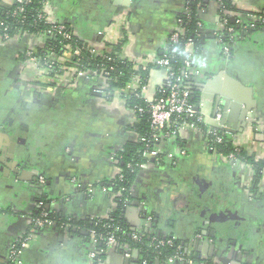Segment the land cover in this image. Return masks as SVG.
I'll use <instances>...</instances> for the list:
<instances>
[{"label":"crops","instance_id":"1","mask_svg":"<svg viewBox=\"0 0 264 264\" xmlns=\"http://www.w3.org/2000/svg\"><path fill=\"white\" fill-rule=\"evenodd\" d=\"M15 1L0 0V5L11 6ZM187 1L51 0L49 13L58 22L72 24L77 38L86 45L108 51L109 46L125 39V58L135 63H151L178 31L179 17ZM233 1L242 21H250L249 15H264V0ZM219 7L217 1H211L201 13L205 37L193 47L192 62L199 73L194 82L197 85L224 72L236 79L245 88L243 91L253 89L252 97L243 93V100L253 111L246 131L228 135L235 147L257 161H264V149L259 148L257 141L264 137V32L243 38L230 56H224L214 38L222 27ZM128 18L133 23L131 29L122 24ZM43 44L44 39L35 36L9 42L0 38V264L7 263L11 245L29 234L33 240L23 254V264H86L95 248L79 227L71 224L63 230L55 227L34 233L32 224L34 215L39 214L35 203L39 191L31 186L37 174H41L50 194L45 202L69 222L107 220L116 205L113 195L102 185L119 175L116 155L126 144L138 139L130 131L136 119L126 101L119 96L111 100L97 96L102 83L94 78L75 85L62 83L63 88L57 91L46 89L38 81L40 77L47 79L44 72L23 60L27 50ZM163 82L161 69H153L149 98ZM200 113L207 126H218L210 102L202 105ZM179 137L186 143V156L180 155L175 140L168 142L164 152L171 154L173 161L150 164L137 176L132 195L141 206L127 215L129 225L139 232L147 231L150 236L159 233L172 236L189 245L191 258L208 260L212 258L210 246L219 241L211 233L207 241L203 236L197 239L206 223L198 221V215L226 220L243 217L252 224L247 260L251 264H264V178L259 196L255 197L251 195L250 166L216 158L198 131L184 130ZM89 187L95 193L89 194ZM178 198H188L187 203L174 205ZM193 198L206 199L207 204L188 209L187 204ZM148 218L158 221L157 228L147 227ZM195 241L199 242L197 248ZM124 255L109 251L101 264H125Z\"/></svg>","mask_w":264,"mask_h":264},{"label":"trees","instance_id":"2","mask_svg":"<svg viewBox=\"0 0 264 264\" xmlns=\"http://www.w3.org/2000/svg\"><path fill=\"white\" fill-rule=\"evenodd\" d=\"M50 1L51 0H33L31 4L24 7L26 13H18L16 15H14L18 8L16 3L11 6L0 5V24H4V26H0V37L4 33L9 34L11 37H14L18 33H28L32 36L43 38V47L32 49L36 57L43 59V65L46 63L45 58L48 55H55L57 57L61 56L62 52L65 50L64 45L70 43L73 47L82 48L85 46V44L78 38L71 41H64L59 35L54 38H50L46 35L48 31L55 29V26H52L45 20H39L38 15L42 10L43 4ZM212 1L220 2L219 15L221 18L226 17L228 25L233 27L236 31L243 33L244 36H249L255 32H263L264 29L260 26L254 31L243 32V25L236 24V20L235 22L232 21L233 17L228 16V14L233 13L238 15L240 12L234 6L233 0ZM210 2L211 0L187 1L186 8L190 9L191 19L188 20L183 14L179 17V20H182L184 23L180 27L182 33L181 40L176 44L171 43L168 40L166 49L158 56L159 59L168 57L175 72L185 69L186 56L184 51L186 43L192 41L197 46L201 40L202 33L198 28V23H200L201 20L197 16V9L200 4L208 5ZM229 37L225 33L222 35L223 45H229L233 50L237 44L235 45L234 43H231ZM125 45L126 40L123 39L117 45L109 46V50L105 51V56L103 57L91 55L87 50L83 49V57L78 66H75L78 70L85 73H95V76L91 78H94L97 81L100 80L102 71L106 70L108 75L106 77L102 76L106 78L107 83V88L104 90L106 94L105 97L107 100H111L114 97V94L117 92L120 93L121 98L126 101L128 108L133 111L136 116V120L132 123L130 131L136 134L138 139L135 142H129L126 144L122 151L116 155L119 175L114 180L103 183L104 188H106L112 195L122 191V194L115 198L116 209L111 213L107 220L86 219L78 223L69 222L52 210H50V216L55 221L56 228L60 230H63L66 225L72 224L88 233V236L90 231H95L100 237H106L110 233L115 232L118 241V247L116 248L117 251L119 253H125V249H128L129 253L135 257L132 259L134 264H143V262L156 264L157 261L161 264H165L170 258L174 257L177 248L180 246L184 248L183 245L176 240L174 241L175 244L173 248H161L158 246L160 241L171 240L173 237L163 236L161 239L154 241L149 233L134 230L129 225L127 219L129 208L133 206L134 198L132 196V187L140 173L139 166L148 162L143 158V153L148 149L153 150L159 143L155 142L152 138V130L150 127V103L145 99L137 97L136 94L132 93V90L128 89V86L134 82L138 83L139 88L148 85L150 73L157 67L151 64L147 71H143L141 67H136L135 63L123 60L122 54ZM23 60H26V52L23 55ZM70 67L72 66L70 65ZM55 73L51 76L55 77ZM194 81V78H192L190 82L186 81L187 84L185 85L191 92L190 104L195 109H198L200 106V95L195 89L196 85ZM140 109L143 110L142 113L139 112ZM182 122L196 126L202 137L206 138L208 141V147L213 149V152L219 157L228 158L233 155L239 164L250 166L253 171L251 193L255 196L259 195V185L264 178V161H257L254 157H250L247 153L235 147L233 140L229 135L218 132L223 138V143L217 144L214 139L215 134L213 133L212 128L206 126L204 123L198 122L196 119L190 120L187 117H180L176 120L177 124ZM175 142L179 149H186L185 141H182L179 136ZM168 154L169 153L163 152L159 156V161H155L154 163H152V161L149 162L150 164H163L165 163ZM45 200H41V203L48 207L49 202H45ZM38 215L39 214H35L34 216L37 217ZM152 229L153 228L151 227V230ZM33 231L35 233L37 230L33 229ZM135 235L138 236V239H134ZM87 240H90L89 237H87ZM96 250L99 253L105 250L104 244L98 242ZM135 252L137 253L136 256ZM105 258L106 254L98 257L101 262H103ZM192 260L195 261L194 258H192Z\"/></svg>","mask_w":264,"mask_h":264},{"label":"built area","instance_id":"3","mask_svg":"<svg viewBox=\"0 0 264 264\" xmlns=\"http://www.w3.org/2000/svg\"><path fill=\"white\" fill-rule=\"evenodd\" d=\"M33 0H16L15 3L18 5L17 11L14 13V15L18 13H26L25 12V6L32 3ZM219 6H220V2ZM234 4V1H233ZM50 2H45L43 4L42 10L40 11V14L38 15L39 20H45L47 23L51 24L52 26H55V29L50 30L47 32V36L50 38H54L57 35L61 36L64 41H71L77 38L76 33L74 32L72 24L69 22H58L50 15L49 10ZM206 5V4H205ZM205 5L200 4L197 9V16L199 18V14L202 13L203 9L205 8ZM235 6V4H234ZM227 14V13H226ZM183 15L187 17L188 20L191 19V12L190 9L185 8ZM228 16L233 17L236 20V24H242L243 25V32L246 31H254L258 28V26L263 27L264 29V15H249L250 21H242L241 16L238 14L230 13ZM221 18V17H220ZM179 23V30L175 33H173L170 38L169 42L171 43H178L181 40V30L180 27L184 24L182 20L178 21ZM221 24L222 27L218 34H215L216 42L221 46L222 52L224 56H230L232 48L229 45H223L222 35L225 33L229 38L230 42L234 43L235 45L243 38H246V36L243 35V33L236 31L233 27H230L228 25L227 18H221ZM70 25V26H69ZM0 26H4V24H0ZM198 28L200 32L202 33L203 30V24L202 22L198 23ZM23 36H32L28 33H18L14 37H11L9 34L4 33L1 36L2 41L9 42L14 39H20ZM244 36V37H243ZM193 47L194 43L192 41H189L186 43L184 54L186 56L185 61V69L180 70L178 72H175L172 67V63L168 57H164L162 59H155L154 62H144V63H135L136 67H141L143 71H147L149 69V66L152 64L156 66L157 68L161 69V71L164 74V82L161 86V89L157 90L156 93L149 98V87L148 85L143 86L142 88H139L138 83L134 82L128 86L129 90H132L133 94H136L137 97L145 99L147 102L150 103V127L152 130V138L155 142H158V146L155 147L153 150H146L143 153V158L147 160L148 162L145 164H142L139 166V171H145L149 168L150 162L149 161H159L160 155L165 151V146L168 142L176 141L178 139V136L180 132L184 130H192V131H198L199 129L194 126L193 124H187L185 122H182L180 124L176 123V120L180 117H187L190 120H197L200 123H204L203 116L199 115L198 111L190 104V96L191 92L189 91V88L185 85L187 82H189L192 78L196 79L199 76V73L194 69V65L192 62V55H193ZM65 50L62 52L61 56L57 57L55 55H48L45 58L46 63L43 65V59L36 57L35 53L32 50H27L26 52V61L33 63V65L37 69H41V71L44 72V76L47 77V79L39 78L43 82V84L46 85V89H51L53 91H57L59 87H62L63 84H69L75 85L79 83L81 80L88 79L95 76V73L89 72L85 73L83 71H80L77 69L80 60L83 57V49L87 50L89 54L94 56H105V51H101L98 48H95L93 46L86 45L82 48L79 47H73L70 43L67 45H64ZM123 60H128L125 58V56L122 54ZM130 61V60H128ZM131 62V61H130ZM28 66L27 64H25ZM70 65L72 67H70ZM25 71H27L26 68H24ZM56 72V73H55ZM56 74L55 77H52L51 75ZM108 73H106V70L102 71V74L100 76L99 82L102 83L100 92L102 93L103 97L107 99L105 96L104 90L107 88L106 78L102 76H107ZM66 80H69L68 83ZM187 81V82H186ZM52 84V85H49ZM42 88V87H41ZM45 88V87H44ZM58 88V89H57ZM114 96H119L121 98L120 93L114 94ZM140 113L143 112L142 109L139 110ZM134 113V112H133ZM134 117L136 119L135 113ZM218 118H220V115H218ZM218 121V120H217ZM205 124V123H204ZM206 125V124H205ZM207 126V125H206ZM209 127V126H208ZM213 130V133L215 134V142L217 144L223 143V138L219 135L218 132L223 133V131H220L217 129V127H210ZM205 143L208 144V141L206 138H204ZM260 146V145H259ZM211 151H214L213 149H210ZM180 155L186 156V149H180ZM173 161L174 157L171 154H168L167 158L165 160ZM227 161H230L234 164H239L236 158L231 155L228 158H224ZM40 182L42 184H45L44 178H40ZM74 184L76 185V180H73ZM247 190L249 186H246ZM79 189V185L77 186ZM106 189V188H105ZM89 194L94 193V188L89 187L87 190ZM107 191V189H106ZM122 194V191H120L117 194H113V197L116 198L117 196H120ZM133 196V195H132ZM38 210L39 215L33 219L32 228L36 230H45V229H53L56 227L55 221L51 218V211L49 208L43 204L38 203ZM152 218H148V222H152ZM69 227V226H68ZM89 238L91 244L94 246V251L91 252L88 256V262L86 264H101L102 262L99 261L98 257L100 255L106 254L112 249H116L118 247V241L116 238L115 232L110 233L106 237H100L97 235L95 231H90ZM134 239H138V236L135 235ZM33 240V235L30 234L25 238L20 239L19 241H16L13 243L9 249L8 253V259L6 264H23V254L24 252L29 248L30 243ZM156 239H154L155 241ZM157 241V240H156ZM174 241L175 238H172L171 240H162L158 243V246L161 248H173L174 247ZM98 242H101L105 246V250L101 251L100 253L96 250V245ZM117 250V249H116ZM183 248L180 246L177 248V252L175 253L174 257L170 258L168 260V263L171 264L175 261L179 262H185L186 259L183 253ZM125 258L132 260L134 259V255L132 256L131 253H129L128 249H125ZM143 264H148L147 262H143ZM193 264V263H189Z\"/></svg>","mask_w":264,"mask_h":264},{"label":"water","instance_id":"4","mask_svg":"<svg viewBox=\"0 0 264 264\" xmlns=\"http://www.w3.org/2000/svg\"><path fill=\"white\" fill-rule=\"evenodd\" d=\"M201 17H202V15L199 14V19L202 22ZM232 21L235 22V19L233 18ZM62 22H64V21H62ZM124 23H125V26L127 24V27L130 29L133 27V23L129 18L126 20L124 19L122 24H124ZM125 26L123 28L124 29L123 31H124V33L127 34ZM202 34H203V31H202ZM100 35L103 36L102 33H100ZM204 37L205 36L202 35L201 39L203 40ZM228 60H231V58H228ZM195 89L197 90V92L200 95V106L196 110L198 112H200L202 105L205 102H210L213 106L212 117H213L214 121L217 122V125H218L217 129H219L220 131H223V133L225 135H228V134L236 135L237 133H244L246 131V126L248 125L247 120H248L249 114L252 113L253 111H252L251 107L247 104V102H245L243 100V98H244L243 93H246L249 95V97H252L253 89H250V88L246 89L248 92L243 91V89L245 90V88L242 85H240L239 82L236 81V79L230 77L229 75H227L224 72L219 73L217 76H215L212 79L202 81L201 83L196 85ZM97 96H103V95L101 92H99V94H97ZM252 101H253V99L251 100V102ZM243 106H245L246 108L244 109ZM218 115H220V118H218ZM259 133H261V132H259V130H258V134ZM257 141H258V144L260 145L259 148H261L263 150L264 149V137L261 140H257ZM212 153H214V152L212 151ZM214 156L217 158L218 155L216 153H214ZM154 162L155 161L152 160V163H154ZM15 166L17 167V165H15ZM40 178H44V177L41 176V174H37L35 184L33 186H31L32 189L36 188V190L39 191L38 198L35 201L36 204L41 203V200H45V199L47 200V196L48 197L50 196L49 192L47 191V188H48L47 185L48 184L46 183V181H45V184H42L40 182ZM20 180H21V178L19 179V181ZM94 193H95V190H94ZM186 199H188V198H186ZM140 206H141V202L137 198V200L133 204V207L138 208ZM48 208H49V210H51L49 205H48ZM214 219H215V217H213V219H210L209 222L207 223L208 228H210V225L212 224V226L215 229V230H211V231L209 230L211 233V237L216 239L217 236L221 235V238L223 240L224 239L227 240V242H228V246L226 248L227 251L230 250L232 253H235L236 248L239 245L238 233H236V232L233 233L234 239L232 241H230L231 235L227 234V232H225L224 234L223 233L220 234V232L218 230H216L217 228H215V226H214ZM144 220H146L145 217H144ZM157 225H158V221H155L153 223V227L157 228ZM150 227H152V226H150ZM206 231H208V229H206ZM83 234L88 235V233H85V232ZM207 235H208L207 233L204 234L205 237H207ZM210 247H211V252H212L211 257H215V258L219 257L217 250H216V248H218V247L216 245H213ZM186 248H187V250H189V246H186ZM111 252H117L118 253V251L116 249H112L110 251V253ZM120 254L123 255L122 252H120ZM136 254L137 253L135 252V256H136ZM239 257L241 258L242 256L240 255ZM124 258H125V256H124ZM125 259H126L125 264H133L132 260H129L127 258H125ZM202 260H207V259L204 258ZM224 261L226 262L228 260L224 259ZM156 264H160V262L157 261Z\"/></svg>","mask_w":264,"mask_h":264},{"label":"flooded vegetation","instance_id":"5","mask_svg":"<svg viewBox=\"0 0 264 264\" xmlns=\"http://www.w3.org/2000/svg\"><path fill=\"white\" fill-rule=\"evenodd\" d=\"M263 32H264V30H263ZM197 186H199V185H197ZM251 195H253V194L251 193ZM253 196H255V195H253ZM257 196H259V195H257ZM257 196H255V197H257ZM180 197H182V196H180ZM183 201L185 203H187L186 200H181V198L180 199L178 198V201L174 200V202H175L174 205L178 202H183ZM134 202H135V199L133 200V204H134ZM205 202H206V199L193 198L192 202L187 204V208L193 209V208L197 207L198 204L203 205ZM206 204H207V202H206ZM133 208H134L133 206H131L129 208L128 214H129V212H131V210H133ZM199 215H198V221L204 220L206 223H203L204 224V230L200 231V233L198 234L199 236H197V239H200L203 237L206 239L204 234L207 233L209 235L210 231L215 230V229L212 226V224L210 225V228H208L207 223L210 220L209 217L205 216L202 213H200ZM214 217H215L214 226H215V228H217L216 230H218L220 232V234H222V233L224 234L225 232H227V234L231 235L230 241H232L234 239L233 233H235V232L238 233L239 245L237 244L238 246L236 248V252L232 253L230 250L227 251L226 248L228 246V242L225 239L223 240L221 238V235H219L215 239L216 242L219 241L216 244V246L218 247V248H216V250H217L219 257H217V258L212 257V258H209L208 260H202L200 258L199 259L194 258L195 259V261H194L190 257L191 253H189V250H187V248H186V246H189V245L182 243V245L184 247L183 253H184V256L186 259V263L189 264L191 262L193 264H251L249 262V260H247L249 257L248 254H249L251 244H252V239H251L252 235H251V230H250V229H252V224L249 222L251 220H248V219L243 218V217H234L233 219H230V220H226V219L219 217V216L218 217L214 216ZM146 218H147V216H145V219ZM127 219H129L128 216H127ZM154 222H155V220H153L152 222H149L147 227H150L151 225L153 226L152 223H154ZM221 224H222V227H220ZM206 229H208V231H206ZM141 232H147V231H141ZM159 234H157L156 236H151V238L155 237V238H153V240L154 239H156V240L161 239V237H163V236L161 234L160 235ZM164 237H166V236H164ZM151 238H149V239H151ZM206 241H207V239H206ZM195 244H196L195 247L197 248V245L199 244V242L195 241ZM240 255L242 256L241 258L239 257ZM224 259L228 260V261L225 262ZM165 264H167V263H165Z\"/></svg>","mask_w":264,"mask_h":264},{"label":"clouds","instance_id":"6","mask_svg":"<svg viewBox=\"0 0 264 264\" xmlns=\"http://www.w3.org/2000/svg\"><path fill=\"white\" fill-rule=\"evenodd\" d=\"M201 66H202V67L204 66L203 63L201 64Z\"/></svg>","mask_w":264,"mask_h":264},{"label":"rangeland","instance_id":"7","mask_svg":"<svg viewBox=\"0 0 264 264\" xmlns=\"http://www.w3.org/2000/svg\"><path fill=\"white\" fill-rule=\"evenodd\" d=\"M1 38V37H0ZM114 98H115V96H114Z\"/></svg>","mask_w":264,"mask_h":264}]
</instances>
